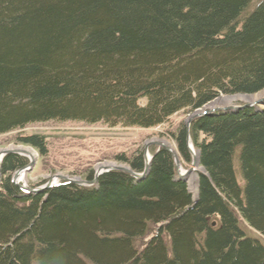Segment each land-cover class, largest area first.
I'll return each instance as SVG.
<instances>
[{"label": "trees", "instance_id": "obj_1", "mask_svg": "<svg viewBox=\"0 0 264 264\" xmlns=\"http://www.w3.org/2000/svg\"><path fill=\"white\" fill-rule=\"evenodd\" d=\"M255 1L0 0V137L19 132L0 146L46 161L50 139L29 126L156 129L179 118L157 136L187 164L192 144L204 170L194 199L171 153L151 148L140 182L111 171L91 188L62 182L25 195L12 179L28 162L8 155L0 264H264V110L186 126L221 95L264 91V0ZM113 160L145 169L140 147Z\"/></svg>", "mask_w": 264, "mask_h": 264}, {"label": "rangeland", "instance_id": "obj_2", "mask_svg": "<svg viewBox=\"0 0 264 264\" xmlns=\"http://www.w3.org/2000/svg\"><path fill=\"white\" fill-rule=\"evenodd\" d=\"M257 1L258 0H256L255 2ZM257 95L259 96L262 95L264 98V91L255 95H233V96L221 95L218 99L205 106V108L197 110L196 113H200V112L202 113L203 110L208 109L209 107L217 108V109H225L226 107H233V106L244 107L251 103L241 98L233 100L234 96L251 97ZM223 100L225 101L231 100L232 102L231 101L229 102H231L232 104L226 105ZM215 103H219L220 106L217 107L216 105H214ZM178 122H179V118L171 120L170 124L166 126L164 125L158 127L156 129H137V128L124 129L119 127L109 128L101 124L95 126H87L76 122H68V123L50 122L48 124H42V125L37 124V125L29 126V128H27L28 130L26 129L27 130L26 134H42L45 135L46 137H49L51 147H50L49 157L46 161L45 160L42 161V159H40V156L37 154V152L28 146H20L11 143L8 145L6 144L5 146L1 145L0 151L1 150L20 151L21 153L24 154L21 157H24L27 160L28 164H30L31 163L30 161H33V159L31 160L28 159L26 155L27 151H30L36 155V159H34L36 162L34 163L32 170H30V172H27L26 175L24 174L23 176L24 178L26 176L25 183L27 184L28 188L37 190L41 187H44L50 179H52L56 184H61L62 180H60L59 178L54 180L55 176H60L61 178L68 177L71 180L81 179L88 181L86 180V176L90 172H93L95 176L96 171L98 170L100 165L102 166V165L110 164L113 166H125L117 163L116 161L113 160V158L117 154L123 152L133 153L138 149V147L142 148L145 151V147L151 142L158 141L160 143L172 147L176 151V145L172 140H169L167 138H162L160 136L158 137L157 135L164 134L165 136H167L166 131H168L170 127H172V124H176ZM18 133L19 132L10 135L1 136L0 144L9 141L12 137H14ZM151 148L158 149L159 147L150 146L149 149ZM194 152L196 153L197 156L198 152L196 150H194ZM149 154L152 155L150 150H149ZM195 167L196 166H192L191 164H187L184 161H181V168H182L181 170H184L187 173H191ZM199 169L201 171L198 174V178L204 171L203 168L201 167ZM144 171L142 173H144ZM25 172L26 170L24 169L23 173ZM176 179L177 180L179 179L178 173ZM136 182H140V181H136ZM186 184H188V182ZM57 186L58 185H55L54 187ZM188 188L190 190L189 192L193 195L195 199L197 197V192H198V183H197V192L194 189H191L189 184H188ZM248 231L249 233H252L250 235L253 237H257V238L262 237L257 232V230H254V232L251 230Z\"/></svg>", "mask_w": 264, "mask_h": 264}, {"label": "water", "instance_id": "obj_3", "mask_svg": "<svg viewBox=\"0 0 264 264\" xmlns=\"http://www.w3.org/2000/svg\"><path fill=\"white\" fill-rule=\"evenodd\" d=\"M258 104H259L258 106L246 105L244 107H230V108H225V109H217V108L209 107L208 109L203 110L202 113L201 112L200 113H196L195 112L192 116H190L187 119V121H186V126L189 129L190 125L192 124V122L195 119L201 118L203 116H212L214 114L232 113V112H236V111L243 110V109H246V108H248V109H252L253 108L256 111L264 110V100L260 101ZM150 146H158L159 148L165 149L166 151L170 152L172 157H173V159H174V161H175V164H176V167H177V170H178L179 179L184 180L182 175L180 174L181 162H180V159H179V156H178L177 152L172 147H170L168 145H165L163 143H160L158 141L151 142L145 147V171H144L143 174H137V173L133 172L129 167L113 166V167H106L104 169L98 168V170L96 171V174H95V176H94L92 181H85V180H81V179L71 180L68 177H64V178L62 177L61 178L60 176H55L54 180L59 178L60 180L66 182V183H71V184H74V185H77V186L93 187V186H97L99 178L104 173H108V172H111V171H117V172H122V173H125V174L129 175L130 177H132L136 181H141L145 177H147V175L149 174V169H150L151 163L148 162V148ZM189 150L192 153V157H193L192 158V166H196V167L199 166L200 167L199 154L197 153V156H196V153H194L192 147H189ZM8 155L23 156L24 154L21 153L20 151L1 150L0 151V168H1V163H2L3 159L6 156H8ZM35 162L36 161L34 159H33V161H31V163L27 167L28 169H26L25 175H26L27 172H30V170H32ZM151 162H152V160H151ZM20 174H21V171H19L18 173H16L14 175L13 182H14L15 185H17L21 190H23L25 192L34 193V194H40V193H43L45 190L55 186L54 181L52 179H50L44 188H39L38 190L28 189V188H26L24 186L16 184V181L18 180ZM202 174H204V171L202 172Z\"/></svg>", "mask_w": 264, "mask_h": 264}, {"label": "bare ground", "instance_id": "obj_4", "mask_svg": "<svg viewBox=\"0 0 264 264\" xmlns=\"http://www.w3.org/2000/svg\"><path fill=\"white\" fill-rule=\"evenodd\" d=\"M262 96V95H261ZM261 96H259V95H257V96H251V97H245V96H234V98H233V100L234 99H238V98H241V99H243V100H246L247 102H250L251 104H249V105H252V106H258L259 104V102L260 101H262V100H264V98H263V96L261 97ZM261 98V99H260ZM232 99V98H231ZM224 102H225V104L226 105H231L232 103V101L231 100H227V101H225V100H223ZM229 101H231V102H229ZM214 105H216L217 107L218 106H220V104L219 103H215ZM234 107V106H233ZM226 108H230V107H226ZM175 150V149H174ZM195 153V152H194ZM27 157H28V159L29 160H31V159H36V155L34 154V153H32V152H30V151H27ZM153 159V157L152 156H150V154H149V156H148V162L149 163H152L151 162V160ZM112 167L113 165H110V164H106V165H100V167L99 168H102V169H104V168H106V167ZM200 167L199 166H197V167H195L193 170H192V172L191 173H187L186 171H184V170H180V174L182 175V177H183V179L184 180H186V182H188V184H189V186H190V188L191 189H194L196 192H197V183H198V174H199V172L201 171L200 169H199ZM150 170V169H149ZM23 175H20L19 176V179H18V181L20 182L21 181V179H23L24 178V176L22 177ZM129 176V175H128ZM148 176V175H147ZM146 178V177H145ZM144 178V179H145ZM143 179V180H144ZM24 181H26V176H25V180ZM142 181V180H141ZM71 184V183H70ZM193 191V190H192ZM196 192H195V194H196ZM151 229V228H150Z\"/></svg>", "mask_w": 264, "mask_h": 264}]
</instances>
